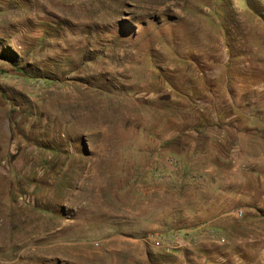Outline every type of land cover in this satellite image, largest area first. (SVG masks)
I'll return each mask as SVG.
<instances>
[{"label": "rangeland", "instance_id": "374dc122", "mask_svg": "<svg viewBox=\"0 0 264 264\" xmlns=\"http://www.w3.org/2000/svg\"><path fill=\"white\" fill-rule=\"evenodd\" d=\"M234 105L250 165L217 173L250 223L218 264H264V0H0V264H179L156 241L205 222L198 149Z\"/></svg>", "mask_w": 264, "mask_h": 264}, {"label": "crops", "instance_id": "0c3cea01", "mask_svg": "<svg viewBox=\"0 0 264 264\" xmlns=\"http://www.w3.org/2000/svg\"><path fill=\"white\" fill-rule=\"evenodd\" d=\"M233 101V98L231 99ZM240 107L234 105L233 110L230 114L215 113L213 114L215 117V121L223 120L221 123L225 124L223 126H215L212 127V131L210 134H206L205 137V146L198 149L199 153L202 151L206 152L204 159L206 160L202 169V174L199 176V181L202 184V193L199 196H203V202H200V213L205 216V222L200 223L197 227L191 230L182 229L176 234L169 235L170 242L168 249L166 250L167 254L174 255L175 259L178 260L179 264H191L189 260H196L198 264H218V258L220 256V247L221 245L227 246V242L225 240H219L214 238L215 234H219L220 232H229L231 231L233 226H248L250 222H230L232 219L230 215V208L232 206V202L237 206L238 201L235 198L233 200L228 192L227 184L233 182V178L231 176V171H225V173L218 174L217 171L220 166L228 165L227 161L230 157L236 160V171L238 172V168H248L250 164H248L247 157L241 158V160L234 158L233 156L241 149V147L248 144L247 141L250 139L248 137L249 131L256 132L257 128L252 125V122L256 118V116L249 111H240ZM240 120L243 121L245 130L242 132L240 130L239 124ZM192 131V130H190ZM193 136H191V139ZM264 134L261 135L260 141L263 142ZM246 156V155H245ZM240 161V163L237 162ZM223 167L222 170H223ZM230 167V166H228ZM252 180L254 178V174L251 175ZM199 182V183H200ZM238 183H247V176L242 178V180H238ZM220 184H223L222 190L220 191ZM211 187L213 190H211ZM223 193V194H222ZM227 193V195H225ZM211 195L223 200V203L219 201L214 204V197ZM223 206L227 207L226 213L223 215H227L228 217L223 221L218 220V208ZM249 207H245L248 209ZM244 209V207H242ZM236 214L241 218L243 216V211ZM251 213H254L252 208L250 209ZM193 231H198L199 238L196 241H192V237L194 236ZM237 243H241L240 240L236 241ZM235 242V243H236ZM243 243V242H242ZM138 245V244H137ZM140 244V246H142ZM151 246V254L148 252L147 244L141 247L140 251L137 254H126L124 259L126 264H160L159 253L155 250L154 246ZM156 246V245H155ZM223 253V252H222ZM193 258V259H191ZM117 261L116 258L108 257L105 261L106 264H121Z\"/></svg>", "mask_w": 264, "mask_h": 264}, {"label": "built area", "instance_id": "2783aa9c", "mask_svg": "<svg viewBox=\"0 0 264 264\" xmlns=\"http://www.w3.org/2000/svg\"><path fill=\"white\" fill-rule=\"evenodd\" d=\"M164 241L170 242V238L169 237H161L160 240L156 241V246H160L161 243H163Z\"/></svg>", "mask_w": 264, "mask_h": 264}, {"label": "trees", "instance_id": "16d2710c", "mask_svg": "<svg viewBox=\"0 0 264 264\" xmlns=\"http://www.w3.org/2000/svg\"><path fill=\"white\" fill-rule=\"evenodd\" d=\"M198 118L201 120V117L200 116H198ZM199 127V124H198V126L196 125V127L195 128H198ZM200 128V127H199Z\"/></svg>", "mask_w": 264, "mask_h": 264}]
</instances>
